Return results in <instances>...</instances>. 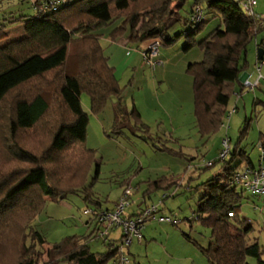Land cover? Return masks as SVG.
Returning <instances> with one entry per match:
<instances>
[{"label": "trees", "instance_id": "16d2710c", "mask_svg": "<svg viewBox=\"0 0 264 264\" xmlns=\"http://www.w3.org/2000/svg\"><path fill=\"white\" fill-rule=\"evenodd\" d=\"M177 1L183 4L174 11ZM186 1L73 0L58 12L12 21L25 22L26 35L0 45V125L4 130L0 133V255L5 264H121L113 242L105 243V252L92 251L94 236H75L54 244L45 262L48 242L36 222L49 201H62L73 194H82L98 210L111 211L102 208L100 199H93L100 166L90 181L96 161L86 145L89 116L81 104L86 92L93 112L100 114L109 98H121L116 70L101 44L102 31L119 22L111 34L113 41L127 36L129 46L155 40L160 47L171 46L182 35L167 38L166 24L180 17ZM201 3H206L209 14L220 18L222 26L196 42L194 37L205 24ZM196 4L202 19L199 23L193 20L197 9L190 13L187 20L192 29L184 33L188 39L185 50L198 45L204 58L189 64L187 72L194 80L197 128L202 137H209L229 118L231 100L237 87H242L248 46L264 31V19L249 17L235 0H196ZM3 35L2 28L0 39ZM258 47L263 51L262 62L264 42ZM132 115L140 119L136 110ZM116 127L129 128L127 123ZM239 150L231 151L233 160L246 161L245 152ZM227 160L222 165L226 176L210 181L208 193L199 202L197 220L212 236L209 247L201 251L211 264H250L251 258L264 264V247L251 238L254 227L239 214L244 193L233 183L237 173L233 161ZM246 164L247 168L254 166L250 160ZM147 184L146 195L176 185L167 177ZM10 250L15 252L12 256H3Z\"/></svg>", "mask_w": 264, "mask_h": 264}, {"label": "rangeland", "instance_id": "374dc122", "mask_svg": "<svg viewBox=\"0 0 264 264\" xmlns=\"http://www.w3.org/2000/svg\"><path fill=\"white\" fill-rule=\"evenodd\" d=\"M143 1L150 4L154 0ZM235 1L242 7L246 3V0ZM256 1L254 12L264 19V0ZM182 4L175 2L174 11ZM200 6L205 13V24L195 35L196 42L222 26L219 17L209 14L206 3ZM198 8L196 0H187L180 10L181 18L167 21V38L182 37L171 46L160 47L155 68L146 63L141 45L126 46L127 36L112 40L111 34L120 26L119 22L104 29L101 44L110 65L116 70L121 98H109L103 112L97 114L92 110L90 95L86 92L81 95L82 107L89 116L86 145L93 151L96 161L90 181L96 177L97 165L100 166L99 178L92 187L93 199L112 206L122 196L126 188L122 190V185L127 182L134 188L132 206L125 212L127 217L141 214L146 207L145 201L149 206L160 205L162 201L166 205L156 214V219L146 222L142 241L135 236L132 245L125 248L129 264H211L201 251V247L208 248L212 242L211 230L200 224L197 214L200 200L208 193L206 185L226 176L222 170L223 162L217 163L223 140L227 137L231 140L232 152L239 147L246 154V161L240 157L233 160L232 154L227 158L228 162L233 161L236 173L247 168L248 160L259 167L263 156L264 64L259 72L257 58L258 45L264 42V31L248 46L247 67L241 75L251 76L249 80L253 85L260 75L261 81L252 90L244 87L242 80V87H237V95L233 96L229 107L230 112L236 109V113L229 116L225 127L217 134L202 137L196 125L194 80L187 69L191 63L202 62L204 56L198 45L186 51L188 39L184 36L192 29L187 20L189 15ZM34 16L35 12L27 2L0 0V29L3 28L4 33L0 45L25 37V22L12 21L29 20ZM134 110L140 114L139 120L132 115ZM122 122L129 128L118 130L116 126H122ZM0 133H4L1 125ZM167 150L174 151L177 156ZM208 163H213L214 167H207ZM161 177L173 180L176 185L167 191L151 193L145 199L147 182H155ZM238 192L244 193L239 214L252 223L251 238H256L264 247V201L239 186ZM86 208L93 210L97 206L87 202L82 194L67 196L62 201H49L36 222V229L48 242L44 246L43 261H48L47 252L51 246L75 236H94L90 244L95 253L105 252L108 249L105 243L113 242L114 249L122 247V228L111 230L106 240L101 238L104 227L83 214ZM161 217L171 219L172 223L159 222ZM14 253L10 250L3 256ZM1 257L0 264H5ZM249 263L256 264V260L251 258Z\"/></svg>", "mask_w": 264, "mask_h": 264}, {"label": "built area", "instance_id": "2783aa9c", "mask_svg": "<svg viewBox=\"0 0 264 264\" xmlns=\"http://www.w3.org/2000/svg\"><path fill=\"white\" fill-rule=\"evenodd\" d=\"M22 2H27L31 5L35 13L41 15H47L49 13H55L59 10L66 8L73 0H20ZM257 6L256 0H246L244 4L245 10L249 17H254L256 14L254 8ZM202 19V14L199 9L195 11V16L193 20L199 23ZM161 46L160 41L155 40L149 50L143 54L146 63L151 67L155 68L158 64L155 62V59L159 56V48ZM159 64H161L159 62ZM264 64V61H259L257 63V69L261 71V65ZM261 74V73H260ZM250 77L244 80V87L251 88L252 90L258 86L259 82L262 79V75L259 76L258 82L256 85H253L250 82ZM236 113V109L229 113V116H232ZM225 127V125H223ZM232 151L231 140L227 137L223 140V148L219 154L218 160L224 162L227 160ZM207 167H214L213 163H208ZM233 183L242 187L251 195L261 197L264 200V152L260 160L259 168H246L242 172H239L235 175ZM134 188L132 186L126 187L122 196L118 200L115 208L111 211L109 210H98L86 208L84 210V215L91 217L103 226V230L100 233V237L105 239L109 237L111 230L117 228H122V247L118 249L119 255L121 258V264H129V261L125 255V248H129L133 243V238L137 236L141 241L143 239L142 231L146 222L150 219H156V214L160 212L161 207L164 205V201L160 202V205H152L146 208L141 214L134 218H129L125 215L126 210L132 206V195ZM233 217V214L229 215ZM159 222H171L169 218L161 217Z\"/></svg>", "mask_w": 264, "mask_h": 264}, {"label": "crops", "instance_id": "0c3cea01", "mask_svg": "<svg viewBox=\"0 0 264 264\" xmlns=\"http://www.w3.org/2000/svg\"><path fill=\"white\" fill-rule=\"evenodd\" d=\"M151 43L150 42H145V43H143L141 46V53H142V51H144V50H146L148 47H149V45H150ZM126 46H128V41L126 42ZM128 54L129 55H131V52L130 51H128ZM160 54V53H159ZM258 54H259V50H258ZM143 55V54H142ZM160 57V55L158 56V58ZM257 60L259 61V58H257ZM187 63H190V61L189 62H187ZM246 75V74H245ZM247 79V78H246ZM254 166L253 167H249V168H251V169H253V168H259V167H257V166H255V164H253ZM129 186H132L133 187V185H130L129 183H124L123 185H122V190L124 189L123 187H129ZM137 190L139 191V188H137ZM146 191H147V189L145 190V192H144V198L146 199L147 198V196L148 195H146ZM159 191H163V190H159ZM253 196V195H252ZM253 197H256V196H253ZM259 199H262V198H260V197H258ZM118 200H119V198H118ZM118 200L112 205V206H106L105 204H102L103 206H102V208L103 209H114L115 208V206H116V203L118 202ZM263 200V199H262ZM145 204H146V207H145V209L146 208H148L149 207V204H147L146 203V201H145ZM164 208H166V205H165V203H164V205H163V209ZM96 209H99V208H96ZM162 209V207H161V210H163ZM143 212V211H142ZM134 216H136V215H131V216H129V217H134ZM142 241V240H141Z\"/></svg>", "mask_w": 264, "mask_h": 264}, {"label": "water", "instance_id": "95a60500", "mask_svg": "<svg viewBox=\"0 0 264 264\" xmlns=\"http://www.w3.org/2000/svg\"><path fill=\"white\" fill-rule=\"evenodd\" d=\"M258 58H259V60H262V58H263V51L262 50H259ZM246 78H247V76L246 75H243L241 77V81L242 80H245Z\"/></svg>", "mask_w": 264, "mask_h": 264}]
</instances>
